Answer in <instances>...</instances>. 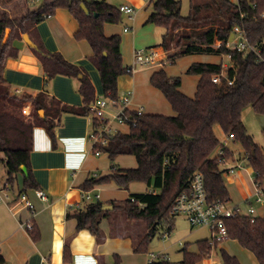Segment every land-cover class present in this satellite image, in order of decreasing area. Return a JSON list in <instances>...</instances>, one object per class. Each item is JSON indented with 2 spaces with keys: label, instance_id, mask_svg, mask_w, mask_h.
<instances>
[{
  "label": "trees",
  "instance_id": "trees-1",
  "mask_svg": "<svg viewBox=\"0 0 264 264\" xmlns=\"http://www.w3.org/2000/svg\"><path fill=\"white\" fill-rule=\"evenodd\" d=\"M150 3L151 11L146 22L165 30L156 46H174V50L167 53L169 63L185 54L215 53L228 54L229 65L220 81L213 82L211 75L221 72L220 63L190 64L186 73L199 75L193 96L181 92L179 76L167 75L162 67L153 71L150 83L161 91L174 114L143 111L139 114L124 109L128 131H116L109 137L107 145L94 147L106 153L111 162L118 155H132L136 165L122 168L111 164L107 174L87 178L81 185L83 191L111 181L121 188H127L132 182H141L150 191L130 193L120 201H89L80 208L69 209L66 217L76 220L77 230L87 229L97 239L101 235V219L111 213H121L128 221L142 222L144 230L132 244L135 253L147 252L155 235L162 236L173 229L175 215L170 212L173 197L188 186L195 171H200L203 176L209 200H229L219 166L220 156L213 155L220 144L215 126L226 134L231 133L234 141L241 145L247 165L255 173L254 180L264 178V157L241 120L246 106L256 114H264V0H189L187 15L180 13V0H151ZM59 8L67 9L76 19L75 38L86 40L91 48L89 60L99 75L103 98L114 103L118 101L117 80L127 73V66L122 63L119 35L106 36L103 30L105 23H118L121 14L117 7L105 0H42L27 7L18 18L0 14V163L6 169L5 181L12 190L20 178L18 193L39 188L30 164L35 126H42L54 142V127L64 113L92 114V125L98 123L90 108L94 100L93 86L82 69L66 61L60 53L45 50L40 41L32 39L37 23ZM235 26L242 30L247 42L258 52H239L228 46ZM7 28L9 35L4 39ZM22 34H27L33 42L32 50L47 79L58 74L77 79L83 109L64 104L45 91L33 97L9 92L4 77L5 62L18 55L12 41ZM217 42L219 45L213 51L211 47ZM227 80H231V84ZM26 101H30L31 108L28 115H23L21 107ZM227 154L224 148L223 155ZM105 203L112 205V209H103ZM224 222L227 239L236 240L254 255L258 264H264V217L256 216L251 222L245 215H236L225 218ZM31 232L35 239L34 228ZM196 245V251L187 250L186 245L181 248L182 259L178 264H197L209 256L212 246L208 238L197 240ZM219 252L221 264H240L225 250L220 248ZM69 256L65 246V261H71ZM120 262V257L115 255L114 264ZM0 264H6L1 255ZM147 264H168V259L158 257Z\"/></svg>",
  "mask_w": 264,
  "mask_h": 264
},
{
  "label": "crops",
  "instance_id": "crops-1",
  "mask_svg": "<svg viewBox=\"0 0 264 264\" xmlns=\"http://www.w3.org/2000/svg\"><path fill=\"white\" fill-rule=\"evenodd\" d=\"M105 1L117 8L122 4L133 7V13L130 15L120 12L121 20L118 23H105L103 26L106 36L119 35L122 63L124 66H131L136 48L141 46L149 48L158 45L165 30L163 27L146 22L151 11L149 9L151 0ZM125 27H128V30H125ZM77 28L76 19L67 9L59 8L53 15L47 16L37 23L32 33V39L36 42L40 41L45 50L60 53L66 61L82 69V73L88 77L93 86L94 100L90 105L92 109V106L103 98L102 87L96 68L89 60L91 48L88 42L84 39H76L74 36ZM22 35L12 41L13 46L18 49V55L8 58L5 62L4 77L9 92L16 96L33 97L38 92L45 91L64 104L79 110L83 109V98L77 91V79L61 74L47 79L38 57L32 50L33 46L27 44ZM170 46L171 44L165 45L168 53L174 50ZM214 47H217L216 43ZM214 49L212 48L213 51ZM195 55H199V53L182 55L172 63L168 62L169 66L165 64L162 68L167 75L174 77L182 73L187 74L186 69L194 62L226 65L222 61L223 55L213 53L211 55L214 57L210 61L198 60L197 58L200 56ZM184 60L185 64L178 66V63ZM159 68L161 67H136L133 72L119 76L117 80L118 97L127 90L132 93L128 104L129 109H142L145 113H158L159 111H156L158 107L154 105L156 98L164 99L172 109L161 91L150 83L152 72ZM188 75L192 76L193 80L189 85L184 86V81L180 78L179 89L184 94L193 96L199 75ZM25 104L30 111V101H26ZM112 125L120 132L128 131V126L125 124L114 122ZM91 130L92 114L86 113L62 114L60 122L54 127V142L42 126L33 128V147L30 154L31 170L39 189L45 193L46 200L39 199L34 193L35 189H28L23 192L33 204V213L19 206L11 210L6 204L0 203V255L6 264H101L102 262L114 264L115 255L120 257L121 264H147L149 262L151 253H135L132 250V244L141 233V228H136L134 222L126 220L121 213H111L101 219L99 225L101 235L98 239L87 229L77 230L76 220L66 217L69 209L80 208L89 202L83 199L85 192L97 195L98 200L102 202H109L124 200L130 193L150 191V188L141 182H132L127 188H121L114 185V182H109L96 185L90 191H83L81 185L87 178L107 174L110 165L117 166L116 160L123 156L118 155L111 162L106 153L100 152L99 155H95L90 150L88 141V134ZM214 130L217 137L222 134L227 135L218 126H215ZM219 141L228 153L225 156V163L219 164L229 194L228 203L241 206L240 202H245L247 198L252 197L253 181L250 187L245 175L246 171L250 173L253 170L247 165L242 147H240L241 150L236 147L237 143L233 138L224 137ZM216 150L217 148L213 155H216ZM244 163L247 168H244ZM228 168L231 170L228 171ZM5 178L6 175L3 177V181ZM141 184H143L142 190ZM20 188L19 178L15 191L12 190L13 194L16 195ZM105 205L110 204L105 203ZM263 211V207L260 210L256 208V212L260 216H264ZM29 219L35 231V239L31 234L33 228L29 231L21 226V223ZM196 241L195 247L188 245L190 242L188 239L183 244L186 245L187 250L196 251ZM234 242L242 250L233 247L232 252L227 243L231 246L230 243ZM65 246L68 247L70 262L63 258ZM218 247L235 256L240 264H244V261L237 256L236 252L251 253L241 247L236 240L229 238L218 243L214 249ZM210 254L197 264H221V260L217 262L215 259H211ZM251 255L255 263L258 264L254 255L252 253Z\"/></svg>",
  "mask_w": 264,
  "mask_h": 264
},
{
  "label": "built area",
  "instance_id": "built-area-1",
  "mask_svg": "<svg viewBox=\"0 0 264 264\" xmlns=\"http://www.w3.org/2000/svg\"><path fill=\"white\" fill-rule=\"evenodd\" d=\"M25 1L31 5H36L42 0ZM118 10L128 15L133 13V7L127 4L120 5ZM262 15H264V13H262ZM124 29L128 30V27ZM232 33L233 38L231 41L228 40V46L239 52H258L254 46L247 42L245 35L238 26L234 27ZM216 45L218 46L219 43L217 42ZM167 51V48L161 45L135 50L133 62L131 66L127 67V73L133 72L136 67H163L168 63ZM226 57L228 58L229 55L227 54ZM226 67V65H222L221 72L212 74L211 80L213 82H219L221 76L224 75ZM227 83L231 84V80H227ZM131 94V91L127 90L122 96L118 97L116 103L102 98L92 106L93 114L98 119V123L95 126L92 125V130L88 134V141L90 143V150L93 151L95 155H99L100 151L94 149V147L107 145L109 137L118 131L112 125L114 122L128 126V120L126 116H123V110H131L128 108L132 96ZM21 109L23 114L28 115L29 109L26 104L23 105ZM134 110L139 114L142 112V109ZM227 138H233V135L229 133L227 134ZM223 153L224 147L223 144L220 143L216 150V155L220 156V163H225L226 161V157ZM227 170L230 171L231 168ZM11 192L12 189L5 180L0 182V203L6 204L11 210L19 206L33 213V204L24 192L17 193L16 195H14L13 192L11 194ZM34 193L39 199L46 200V195L41 189H35ZM83 199L86 201H96L98 200V196L85 192L83 194ZM254 203L264 205V178L261 180H253L252 197L245 200L246 207L242 209L241 206L237 204L231 205L225 200H209L205 190L203 176L200 171H195L189 179L188 186L174 195L170 212L175 216H184L190 227H207L210 231L208 242L212 248H214L215 243H220L227 239V230L224 222L225 218L245 215L252 222L256 216H260L256 212ZM21 226L29 231L33 228L30 219L21 223ZM166 235L167 233H164L162 237ZM158 257L167 259L164 254L151 253L149 261Z\"/></svg>",
  "mask_w": 264,
  "mask_h": 264
},
{
  "label": "rangeland",
  "instance_id": "rangeland-1",
  "mask_svg": "<svg viewBox=\"0 0 264 264\" xmlns=\"http://www.w3.org/2000/svg\"><path fill=\"white\" fill-rule=\"evenodd\" d=\"M232 1H236V0H232ZM29 6H31V4L27 3L25 0H0V14H4L10 18H18L19 16H21L23 13L26 12L27 7H29ZM149 9H151V5H150ZM188 10H189V0H180V13L182 15H187ZM8 35H9V32L7 33V37H8ZM6 38H4V39H6ZM171 46L174 48V46L172 44H171ZM214 46H215V44L211 48H213V49L216 48ZM146 48H148V46H141V47H137L136 50L146 49ZM211 54H213V53H210L208 55L199 54V55H195V56H197V57L200 56L199 58H197L198 60L210 61L211 58L214 57ZM222 61L227 66L229 65V60L225 55L222 56ZM185 62H186L185 60L180 61V63H178L179 64L178 66H183L185 64ZM169 65L170 64H168L167 66H169ZM178 76H180V78L184 81V83H183L184 86L189 85L191 83V80H193L192 76L185 74V73H182L180 75L178 74ZM184 86H183V89H185ZM161 100L158 98H156V100H154V102H156V103H154V105L156 107H158L156 111H159L158 113H162L165 115H173L174 111L172 109H170V107L168 106V104L166 103V101L164 99L161 98ZM21 113L23 114L22 109H21ZM23 115H26V114H23ZM241 120L245 126L247 133L253 138L254 142L258 145V147L260 148L262 155L264 157V135H263L264 114H261V115L256 114L250 106H246L242 110ZM218 137L220 140H222L224 137H227V135L224 136V134H222ZM236 147H238L240 149L241 145L239 143H237ZM116 162H117V166L122 167V168L123 167L124 168H131V167L135 166L134 157L132 155L120 156L116 160ZM243 166H244V168H247L246 167L247 165L245 163L243 164ZM246 173H247L245 175L246 181H247L248 185H250V187H251L252 181L254 180V177H255V173L252 171H250V173L248 171H246ZM5 175H6L5 167L3 164L0 163V182L3 181V177ZM114 185H116V184H114ZM142 189H143V184H141V190ZM14 191H15V189H14ZM11 194H12V192H11ZM118 201H120V200H118ZM240 205H241L242 209H245V207H246L245 202H240ZM254 206H255V208H257V210H260L261 207L264 208V205H261L258 203H254ZM134 226L136 228L137 227L141 228V232H143L144 227H145L142 222H134ZM209 236H210V231L207 227H190V225L188 224V222L186 221V219L182 215H176L175 219H174L173 229L170 232H168L165 237H162L161 235H155V237L150 241L148 248H147V252H145V253H153V254L164 253L168 257V264H176L177 261L182 259V252L180 250L184 246V244H183L184 241H186L188 239V241H190L188 245H192L193 247H195V241L197 239L209 238ZM230 244H231V246L227 243V245L229 246V248L232 252H233V247L237 248L238 250L241 249L240 247H238V245H236L235 242L230 243ZM216 246H214V247H216ZM240 252L237 251L236 254L239 258H241L244 261V264H256L251 253H249L247 251H240ZM143 255H145V254H143ZM210 258L215 259L217 262L220 261L219 247L215 248V249L212 248Z\"/></svg>",
  "mask_w": 264,
  "mask_h": 264
},
{
  "label": "water",
  "instance_id": "water-1",
  "mask_svg": "<svg viewBox=\"0 0 264 264\" xmlns=\"http://www.w3.org/2000/svg\"><path fill=\"white\" fill-rule=\"evenodd\" d=\"M8 32H9V28H7V29L5 30L4 38L7 37V33H8ZM22 37H23L24 41H25L27 44H29L30 46H33V43L31 42V40L29 39V37H28L27 34H23ZM232 38H233V33L230 34V36H229V41H231ZM39 113L42 115V113H43L42 110H40ZM22 169H24V168L22 167ZM103 209H105V210L112 209V205H104V206H103Z\"/></svg>",
  "mask_w": 264,
  "mask_h": 264
}]
</instances>
